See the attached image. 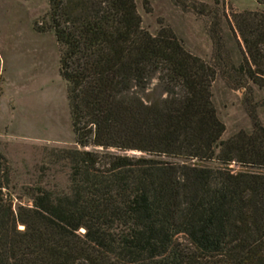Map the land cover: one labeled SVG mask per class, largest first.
Instances as JSON below:
<instances>
[{
	"label": "trees",
	"instance_id": "trees-1",
	"mask_svg": "<svg viewBox=\"0 0 264 264\" xmlns=\"http://www.w3.org/2000/svg\"><path fill=\"white\" fill-rule=\"evenodd\" d=\"M231 23L244 47L232 88L250 101L264 89V10ZM34 29L60 47L76 145L45 149L17 209L0 145V264H264V125L250 105L252 129L223 139L218 66L171 28L145 29L137 0H49ZM61 172L64 186L47 182Z\"/></svg>",
	"mask_w": 264,
	"mask_h": 264
},
{
	"label": "rangeland",
	"instance_id": "rangeland-1",
	"mask_svg": "<svg viewBox=\"0 0 264 264\" xmlns=\"http://www.w3.org/2000/svg\"><path fill=\"white\" fill-rule=\"evenodd\" d=\"M183 1L189 7L175 0H137L143 27L152 34L162 28H171L189 52L218 66L219 75L212 92L218 116L226 125L223 139L252 129L250 105L264 125V89L252 85L253 95L247 101L250 94L245 89L232 88V76L237 75L234 67L244 58L240 36L236 33L241 45L231 30L232 14L256 10L257 1ZM202 5L207 12L197 13L194 6L200 8ZM48 9L49 0H0V145L8 161L11 176L8 189L15 209L20 205H32L31 188L39 177L41 166H48L44 160L45 149L76 145L67 84L59 70L60 47L53 32L40 33L34 29L35 22ZM259 9L264 10V7ZM157 84L154 79L150 90ZM110 151L135 156L143 154L114 148ZM230 167L235 171L244 169L235 163ZM53 178L47 182L59 186L66 184L63 172ZM180 240L186 243L184 236Z\"/></svg>",
	"mask_w": 264,
	"mask_h": 264
},
{
	"label": "crops",
	"instance_id": "crops-1",
	"mask_svg": "<svg viewBox=\"0 0 264 264\" xmlns=\"http://www.w3.org/2000/svg\"><path fill=\"white\" fill-rule=\"evenodd\" d=\"M259 7H262V6H259V5H258L257 7H255V9H259ZM263 7H264V6H263ZM253 9H254V8H253Z\"/></svg>",
	"mask_w": 264,
	"mask_h": 264
}]
</instances>
